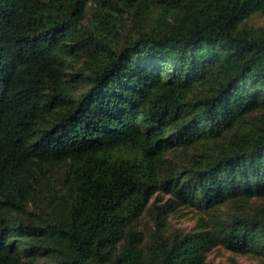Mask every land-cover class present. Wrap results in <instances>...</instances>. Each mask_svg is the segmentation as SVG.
Here are the masks:
<instances>
[{"label": "trees", "instance_id": "trees-1", "mask_svg": "<svg viewBox=\"0 0 264 264\" xmlns=\"http://www.w3.org/2000/svg\"><path fill=\"white\" fill-rule=\"evenodd\" d=\"M264 0H0V264L264 259ZM205 218L175 229L179 210Z\"/></svg>", "mask_w": 264, "mask_h": 264}, {"label": "rangeland", "instance_id": "rangeland-1", "mask_svg": "<svg viewBox=\"0 0 264 264\" xmlns=\"http://www.w3.org/2000/svg\"><path fill=\"white\" fill-rule=\"evenodd\" d=\"M252 27H264V16H254L248 22ZM205 217L198 212L179 210L170 218L171 225L175 229L190 231L199 225V221ZM207 264H264V259L253 255H239L231 253L222 247H216L207 256Z\"/></svg>", "mask_w": 264, "mask_h": 264}]
</instances>
